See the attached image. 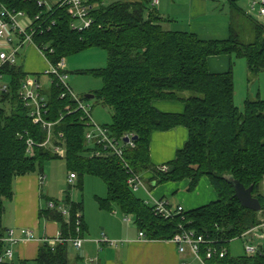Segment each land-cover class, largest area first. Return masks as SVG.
<instances>
[{
    "label": "trees",
    "instance_id": "obj_1",
    "mask_svg": "<svg viewBox=\"0 0 264 264\" xmlns=\"http://www.w3.org/2000/svg\"><path fill=\"white\" fill-rule=\"evenodd\" d=\"M39 1L44 0H0V4L32 20L39 15V20L33 21V44L52 65L91 48L106 53L105 68L80 73L102 81V88L90 94L113 112L111 125L101 127L116 140L135 137L133 148H123L125 164L140 176L152 171L156 185L189 181L188 192L207 178L217 200L172 219L154 215L153 206L138 199L128 187L122 161L101 146L87 143L83 113L76 111L77 104L68 94L60 98L64 90L55 83L40 91L46 103L43 118L52 124L51 138L44 145L47 133L32 123L30 108L20 96L23 83L29 77L39 82L41 74L24 73L18 57L16 65H0V78L9 77L6 91L0 93V237L4 236L3 203L12 199L14 180L42 175L46 164L63 158L76 179L90 175L105 184L106 198L97 199L100 210L118 207L123 215L134 218L147 240L169 241L181 229L193 231L209 241L201 246L202 256L206 247L226 251L224 258L215 257L211 264H264V255L232 258L228 253L230 242L259 225L264 217L260 192L264 179V100L247 98L243 111H239L234 105L231 66L224 73H211L207 67L210 57L242 58L249 82L256 81L264 73V24L246 16L237 6L239 0H228L231 20L241 16L253 23L252 41L243 42L232 23L227 40L205 41L192 33L165 30L163 26L170 20L150 6L152 0H88L93 22L79 33L71 29L67 7L55 3L48 10L39 7ZM81 101L88 100L83 97ZM163 101L182 103L183 112H160L154 103ZM178 127L186 129L187 140L165 164L167 172H162L150 162L151 137ZM28 140L33 143L29 151ZM95 152H100L99 157ZM230 176L244 188L252 187V197L259 201L261 212L240 206L226 181ZM65 204L67 221L55 204L46 214L59 224L63 242L54 246L43 242L35 264H70L69 240L87 233L83 204L68 199ZM5 249L0 243V256Z\"/></svg>",
    "mask_w": 264,
    "mask_h": 264
},
{
    "label": "crops",
    "instance_id": "obj_2",
    "mask_svg": "<svg viewBox=\"0 0 264 264\" xmlns=\"http://www.w3.org/2000/svg\"><path fill=\"white\" fill-rule=\"evenodd\" d=\"M187 2L188 17L197 18L205 15V0H187ZM175 4L176 0H160L157 7L167 17L160 16L166 19H170V17L176 18ZM21 21L25 24V21ZM188 23L189 31L200 40L223 41L229 37L228 23L216 25L204 22H191L190 20ZM4 47V43L0 42V51ZM32 47L28 49V54L25 52L26 55L21 60L23 62L21 64L23 72L28 75L43 74L49 67L48 61L41 56L35 46ZM231 60L230 56L210 57L207 60L208 70L211 73H224L232 65ZM261 74L258 75L256 81L249 82V74L246 67L248 86L257 85ZM0 80L2 79L0 78ZM30 80L29 77L28 81ZM257 95L253 98H259ZM250 97L248 99H252ZM154 106L157 110L164 113L180 114L183 112V104L180 102H155ZM186 140L187 131L182 127L168 132L154 133L150 142V162L152 166L160 167L172 161L176 151L183 147ZM51 167L53 166L48 163L47 168L50 169V172ZM142 178L143 186L136 193L140 192V195H144L143 197L141 195V198H138L135 193L134 195L150 206H153L155 201L165 200L169 202L174 210L177 207H181L183 211H191L217 200V195L207 178H202L195 191L191 194L184 193L189 183L186 180L185 184L182 181L156 185V177L152 171L143 173ZM67 184H70L68 176ZM55 190L56 188L51 185V181L47 182L45 172L42 175H26L17 177L14 180L13 196L10 201L3 203L1 219L3 235L6 236L8 231H13V238L16 240L14 243L6 245V248L10 247L13 251L12 261L8 264H35L40 245L47 240L60 238L59 224L46 216L48 211L54 209L55 204V208L57 207V211L63 216L64 220L67 221L69 219L68 213L63 214L62 212L65 209L68 210L65 201L61 202V196L57 198ZM58 191V194L61 195V188ZM260 192L264 200V179ZM170 196H176L178 200L175 207L170 203ZM49 204H52L53 208H49ZM97 210L99 213L95 212V217L96 222L100 223L102 227L101 234L89 229L93 224L89 220L83 206L82 219L87 226V233L83 238H80L82 239V244L79 250L74 249L69 243L68 248H72V250L68 251L71 264H182L185 261L195 264L188 254L180 255L175 245L169 241H150L145 237H139L134 218L123 215L118 207L112 206L110 211H102L99 207ZM97 219H100V221ZM130 223L134 224L137 230L135 233L131 232ZM27 231L31 232L32 238L27 239Z\"/></svg>",
    "mask_w": 264,
    "mask_h": 264
},
{
    "label": "built area",
    "instance_id": "obj_3",
    "mask_svg": "<svg viewBox=\"0 0 264 264\" xmlns=\"http://www.w3.org/2000/svg\"><path fill=\"white\" fill-rule=\"evenodd\" d=\"M160 0H152L150 6L156 8L159 5ZM58 5V7H67V12L71 16V29L73 31L82 32L89 28L92 24V18L90 17V11L92 7L88 5V0H44L39 1L38 6H45L48 10L52 4ZM248 14L250 17L260 20H264V0H249L248 2ZM25 21V24L20 20ZM39 15L33 20L27 17L23 12H15L7 9L5 6L0 4V42L4 43L5 47L0 51V65L7 64L10 66L16 65L19 57L20 50L28 43L33 44V34L35 33L33 27V21H38ZM29 44V45H30ZM35 46V45H34ZM36 47V46H35ZM41 56L47 60L43 51L38 49ZM48 61V60H47ZM48 69L43 73L44 76L50 77L51 83H55L60 86L64 93L61 94L60 98H63L65 94H68L77 104L76 111L83 113L84 119L86 120L85 125L88 127V131L85 134L87 143H95L101 146L103 150L117 157L123 163L126 174H128L127 185L133 193H136L140 187L143 186L142 176L135 174L123 160V148L134 147V140L131 135L124 136L121 140H116L108 135L106 129L101 126L95 125L92 122L91 114L87 110L88 106H84L81 99L74 96L71 88L66 83L68 75L64 70V59H60L56 65H52L48 61ZM6 86L0 88V91H6ZM42 88L40 83L35 80L25 81L21 87L20 96L25 105L30 108V118L34 125H40L47 133L44 145L47 144L51 138V127L52 124L44 120L43 116L46 115V103L43 97L40 95ZM127 138L128 142L123 140ZM124 142V143H123ZM33 145L32 141H27L28 151ZM56 152L59 148H54ZM100 152H95V156L99 157ZM162 172H167V166L162 165L158 167ZM76 179V176L71 173L68 175V182L71 184ZM49 208H53L52 204H49ZM63 214H67V210L62 211ZM154 215L159 216L163 219H172L177 214H181L183 209L177 207L175 210L169 204L168 201L159 200L155 201L153 205ZM27 239L32 238L31 232H26ZM139 237H144L143 233H139ZM238 239H244V251L246 256L264 255V219L259 225L253 227L249 231L242 234ZM16 240L13 238V231H8L6 236L0 237V243L10 245ZM50 246H54L55 243H62L63 240L53 239L47 240ZM172 244L175 245L177 252L180 255H186L191 258L195 264H211L213 258L218 257L222 259L226 255L225 250L218 251L212 247H206L203 256L201 255V246L208 245L207 239L202 235H196L193 231L181 229L179 233L174 235L171 240ZM69 243L76 250H79L82 244V239L76 238L69 240ZM113 244V243H111ZM13 251L11 248H6L4 253L0 256V264H6L12 261ZM182 264H192L187 261Z\"/></svg>",
    "mask_w": 264,
    "mask_h": 264
},
{
    "label": "rangeland",
    "instance_id": "obj_4",
    "mask_svg": "<svg viewBox=\"0 0 264 264\" xmlns=\"http://www.w3.org/2000/svg\"><path fill=\"white\" fill-rule=\"evenodd\" d=\"M54 2V0H51ZM86 1V0H83ZM206 2V13L205 15L198 16L197 18L188 17L187 13V0H176L175 10H176V18L170 17V23L165 24L163 28L165 30L170 31H179V32H188L189 28L187 24H189V20L191 22H204V23H212V24H224L232 23L236 30H238L241 39L245 43H250L253 39V23L246 17L236 18L231 20L230 14V5L228 0H205ZM249 0H239L237 2V6L241 8L246 16H250L248 14V3ZM179 5V8H178ZM159 15L167 17L164 15L159 8H156ZM162 17V18H164ZM190 18V19H189ZM254 19V18H253ZM20 20V19H18ZM261 24H264V20L260 19ZM177 25V26H176ZM28 43L25 45L19 52L20 62L23 60V56L28 54V49L33 48L32 44ZM23 54V55H22ZM232 62V77L234 82V105L239 111H243V106L246 98L250 97L252 100L253 97L259 96L260 100H264V73L259 76V81L257 85H252V87L247 84V75H246V62L242 58H236L231 56ZM21 62L20 64H22ZM64 70L68 75L67 84L71 88L74 96L79 99H82L85 95H89L92 92L99 91L102 88L101 79L94 77L85 72L93 69H102L106 66V53L100 49L91 48L87 49L78 54H74L68 56L64 59ZM42 74V73H41ZM2 80H0V87L6 86L9 84V77L7 75H3ZM50 77L44 76L43 74L40 77V86L42 90L46 91L50 87ZM2 91H0L1 93ZM83 105L87 107V110L91 114L92 122L98 126H110L111 125V117L112 110L109 107L104 106L97 99H92L88 101H82ZM6 106V105H5ZM1 108V106H0ZM59 155H63V153H59ZM53 167L50 169L47 168V164L44 166V172L47 175V182L51 181V185L56 188V195L61 196V202L69 201L80 202L84 206V210H86V214L93 224L89 229H93L95 232H99L101 234L102 227L100 223L96 222L95 212H98V204L97 199L106 198L107 190L105 184L96 177L85 175L84 177H79L77 180L73 181V184H67V176L69 175V171L66 167L65 160L63 158L51 161L49 163ZM186 183V181L182 182ZM81 184V186H80ZM61 188V195L58 194V190ZM186 191V192H185ZM184 193L191 194L193 192H188L187 188ZM138 198H141L140 192L135 193ZM144 195V194H143ZM142 195V197H143ZM74 199V200H73ZM171 204L175 207L178 203L176 196H170ZM104 215V214H102ZM100 221V219H97ZM130 227L132 228L131 232L135 233L137 230L133 223H130ZM264 243V242H263ZM244 239H235L230 242L228 246V253L232 258H240L245 255L244 251ZM72 250V248H68V251ZM71 264V263H70Z\"/></svg>",
    "mask_w": 264,
    "mask_h": 264
},
{
    "label": "water",
    "instance_id": "obj_5",
    "mask_svg": "<svg viewBox=\"0 0 264 264\" xmlns=\"http://www.w3.org/2000/svg\"><path fill=\"white\" fill-rule=\"evenodd\" d=\"M85 99L92 100L94 99L93 95H85ZM132 140H135L133 137ZM125 143L128 142V139L123 140ZM226 181L232 186L234 191V197L237 199L238 203L243 209L250 210L255 213L261 212V205L256 198L252 197V187L244 188L238 181L234 180L231 176L226 177Z\"/></svg>",
    "mask_w": 264,
    "mask_h": 264
}]
</instances>
